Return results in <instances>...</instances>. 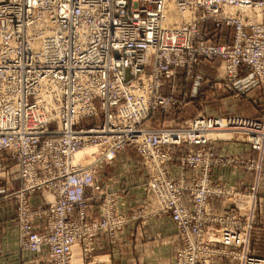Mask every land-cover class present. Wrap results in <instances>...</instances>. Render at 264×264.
Masks as SVG:
<instances>
[{
  "label": "built area",
  "instance_id": "obj_1",
  "mask_svg": "<svg viewBox=\"0 0 264 264\" xmlns=\"http://www.w3.org/2000/svg\"><path fill=\"white\" fill-rule=\"evenodd\" d=\"M223 26L231 39L222 43ZM214 61L232 95L264 91V0H0V196L15 209L18 247L73 264L74 246L91 257L98 233L114 239L143 216L118 213L124 193L96 179L130 147L150 170L144 216L166 214L176 227L175 264H264L249 233L261 166L218 156L208 137L230 133L263 153L264 119L198 113L178 127L148 123L198 95L197 66ZM178 69L192 79L183 98L162 92ZM190 145L200 148L174 151ZM86 147L93 159L82 164L75 154ZM170 164L194 173L175 180ZM242 164L257 171L248 190L213 182L214 168ZM212 199L225 210L212 211ZM222 229L234 240L210 237Z\"/></svg>",
  "mask_w": 264,
  "mask_h": 264
},
{
  "label": "crops",
  "instance_id": "obj_2",
  "mask_svg": "<svg viewBox=\"0 0 264 264\" xmlns=\"http://www.w3.org/2000/svg\"><path fill=\"white\" fill-rule=\"evenodd\" d=\"M230 39L231 29L223 26L219 31L218 41L223 43ZM211 63L212 62H203L199 64L196 72L201 76H206L205 72L212 68L209 66ZM184 74L183 69H178L174 80L163 85L162 92L165 94L171 92L176 95L188 93L191 89V83ZM198 97L199 94L192 97L193 99H190V97L181 109L173 108L167 113H156L157 115H161L158 117L162 120V124L158 126H169L170 122L175 124V122H181L186 117H190L183 116V114L188 111V113H190L192 109L188 108V106H191L193 102H195L194 99ZM199 148V145L181 146L177 147L174 151L184 153L189 150L195 151ZM127 149L135 151L133 148ZM214 150L218 155H228L235 159L238 158L239 160L251 159L256 161L260 158L264 160V152L262 155H259L246 143L235 141L216 143L214 145ZM262 164L264 166V161H262ZM170 172L175 177L178 175L190 177L193 174L191 169H181L174 164H170ZM212 177L217 182L234 185L241 189H247L254 183L257 174L247 170L243 165H227L225 167L214 168ZM119 179L121 180H116V182L120 183L121 187L125 186L126 188L128 182H125V180L120 177ZM263 181L264 170L261 174L259 173L258 176L259 190L261 188L264 189ZM141 192H143L141 186H137L134 191L131 190V194H133V196L136 195L131 198L140 197L138 202L142 203L144 201L142 198L145 196H143ZM38 200L39 197L36 193L31 196V201L34 204L38 202ZM184 202L189 206V199L185 198ZM209 204L212 211L222 212L225 210L223 201L219 199H212ZM260 206L259 216L262 217L264 216V210L262 209V205ZM13 214L14 208L11 201L0 196V264H43L42 262H44L46 258V251H41L40 255H33L18 247L17 223ZM109 242L107 234L102 232L98 233L94 250L95 257H104L107 264H175V252L180 245L176 227L171 218L166 214L150 216L138 222H131L118 233L116 244H114V242L110 244Z\"/></svg>",
  "mask_w": 264,
  "mask_h": 264
},
{
  "label": "rangeland",
  "instance_id": "obj_3",
  "mask_svg": "<svg viewBox=\"0 0 264 264\" xmlns=\"http://www.w3.org/2000/svg\"><path fill=\"white\" fill-rule=\"evenodd\" d=\"M209 66L212 67L211 68L212 70L208 69L205 72L206 76L202 75V80L200 81L199 90H198L199 97L194 99L195 102H193V104H192L193 106L192 105L188 106V108H190L192 110H190V113H188L189 112L188 111V112H185L183 114V116H190V117H186L181 122H175V124L173 122H170L169 126L163 125L161 127H175V126L178 127V126L182 125L185 121L191 119V117H193L195 114H198V113H202V114L204 113L207 116H223L226 114H231V115H238L241 117H248V118L252 117V118H254V120L264 119V91L262 89H255V91H252V92L247 91V92H245V94L238 95V96L232 95L229 92V90L225 87L224 84L221 85V80L224 77L223 76L224 73L222 72L220 63L218 61H214L211 64H209ZM191 80H190V83L192 85ZM176 96H178L179 98H183L182 95H176ZM190 99H193V98L191 97ZM184 105H185V102H184ZM156 112L148 120L149 126L152 128H155V127L159 128L160 126H158V125L162 124L161 123L162 120H160L158 117L161 115H159V114L157 115ZM158 113H162V112H158ZM95 121H96L95 119L88 120L86 122V124H91ZM177 123H179V124H177ZM220 134H224L225 137H220L221 135H219V134L210 133L208 135L209 141H212L215 143H227V142H234V141L240 142V143H246L244 141H239V140L236 141L235 138H230L228 140L227 138L231 137L230 133H220ZM128 148H130V147H128ZM87 149H90L89 151H91L92 148L86 147V148H83L80 150H87ZM92 151H93V149H92ZM176 154H180V153H176ZM257 154L262 155V153H260V152H257ZM92 156L93 155H91V154L90 155H83L77 161H79L82 164H86V163L92 161V159H93ZM224 156L227 157L228 155H224ZM236 159L238 160V158H236ZM247 161H249L250 163L253 162L254 165L260 164L261 170L259 173L263 172L264 166L262 164V161H264V160L262 158H260L259 160L257 159L256 161H253L251 159L239 160L240 163H245ZM101 165L103 167L96 174V177H97L96 179L99 182L98 184L101 183L100 185L106 186L111 191H119L121 193L123 192L125 195L123 198L124 203H122L123 202L122 197H120L121 202H119V203H122V205H120L117 208L118 213H124L126 215V214H129L131 211H134L135 213L140 212L143 215V216L137 218V220L132 219V220L127 221L126 224L124 225V227L127 226L131 222H138L139 220H144V219L150 217V216L145 217L144 213L142 211V209H144V208L147 209V205H146L147 204V200H146L147 199V194H146L147 190H146V188H147V180L150 177V170L148 169L149 166L146 168L142 164L141 157L132 149L126 148L125 150H122L119 153H117L116 158L112 162H109L108 164H101ZM242 165L244 166L245 164H242ZM181 169H185V168H181ZM247 170H250V171H253L254 173H257V171H255V170H251V169H247ZM192 173H194V171ZM170 175L175 180H178L181 176H185V175H178L177 177H175L173 174H171V172H170ZM119 177L124 179L125 182L126 181L128 182V185L126 184L127 185L126 188H125V186L121 187L120 183L116 182V180L117 181L121 180V179H119ZM129 179H131L132 181ZM212 180L214 183L225 184V183L215 181L213 179V177H212ZM225 185H229V184H225ZM137 186H141V190L143 191L141 193L143 194V196L146 195L144 198L141 197L142 200H144L142 203L138 202V199H140V197H137L134 199L131 198V197L136 196V195L133 196V194H131V190L134 191V189H136ZM232 186H234V185H232ZM258 186L255 190V195L253 197V201H254L256 209L254 212L253 226L249 232L250 233V247H251L252 252L254 254L257 253L256 255H254L251 252L254 256L264 258V216H262V217L259 216V209L261 207L260 205H262V209L264 210V207H263V205H264V189L261 188L259 190ZM238 188L241 189L240 187H238ZM36 194L39 197V200L36 203H39L41 201V196L39 195V193H36ZM45 195L48 199H51V197L47 193ZM97 205L98 204H96V206ZM93 212H94L93 218H97L98 214H99L98 210L95 209ZM13 215H14V219H15V209H14ZM121 230H119V232ZM209 235H211L212 237L211 236L210 237L214 238V239H221L222 240V239L227 237L228 240L229 239L234 240L232 235H234V237H235L236 233L233 234L230 230L222 229L220 232L214 231V233L209 234ZM117 236H118V234L114 237V239H112L108 235V239L110 241L109 243L112 244L114 242V244H116ZM254 239H256V240H254ZM95 240H96V238H95ZM180 246H181V244H180ZM94 250H95V241H94ZM94 250L91 251V254H90L91 257H83L84 252H82L83 251L82 247H80L79 245L74 246L72 249V256H71L72 263L73 264H79V263H81V264H107L106 259L104 257H95L96 255H94ZM45 256H46V258H45V260H46L47 259L46 253H45ZM42 263L43 264H49L47 262H42ZM211 264H229V263L227 262L226 259L214 258V260L212 261Z\"/></svg>",
  "mask_w": 264,
  "mask_h": 264
},
{
  "label": "bare ground",
  "instance_id": "obj_4",
  "mask_svg": "<svg viewBox=\"0 0 264 264\" xmlns=\"http://www.w3.org/2000/svg\"><path fill=\"white\" fill-rule=\"evenodd\" d=\"M221 135L220 137H225L224 134H219ZM90 149H87V150H80L78 151L76 154H75V160H79V158H81L83 155H90L92 153V149L91 151H89ZM89 153V154H88ZM264 154V153H263ZM253 163V162H252ZM261 174V173H260ZM97 178V177H96ZM99 183V182H98ZM101 184V183H100ZM212 210V209H211ZM228 230V229H227ZM234 234V233H233ZM211 236V235H210ZM221 236V235H220ZM234 237V235H232ZM212 237V236H211ZM214 239V238H213ZM228 239V238H227ZM229 240H232V239H229Z\"/></svg>",
  "mask_w": 264,
  "mask_h": 264
},
{
  "label": "trees",
  "instance_id": "obj_5",
  "mask_svg": "<svg viewBox=\"0 0 264 264\" xmlns=\"http://www.w3.org/2000/svg\"><path fill=\"white\" fill-rule=\"evenodd\" d=\"M257 254V253H256Z\"/></svg>",
  "mask_w": 264,
  "mask_h": 264
}]
</instances>
